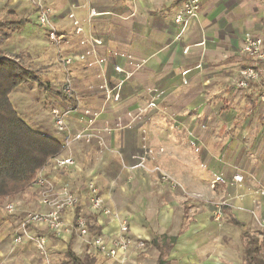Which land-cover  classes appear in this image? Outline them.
I'll use <instances>...</instances> for the list:
<instances>
[{"label": "crops", "instance_id": "0c3cea01", "mask_svg": "<svg viewBox=\"0 0 264 264\" xmlns=\"http://www.w3.org/2000/svg\"><path fill=\"white\" fill-rule=\"evenodd\" d=\"M44 1L65 38L58 48L37 22L32 30L36 14L26 0L0 3L1 21L27 20L0 48L51 89L23 84L10 99L33 130L60 142L86 127L90 116L84 110L101 112L90 142H74L61 153L73 158L74 167H45L56 188L68 185L78 197L79 216L99 229L90 233L114 238L125 223L127 236L145 246L116 258L134 263L139 254L142 264H155L159 245L166 247L169 264H264V232L256 221L264 220V147L258 149L264 121L255 116L264 106L254 88L237 89L233 83L246 64L243 34L259 35L264 42V0H201L199 23L178 41L173 0ZM88 34L101 41L96 52L104 59V77L97 65H88L92 58L70 66L81 111L69 115L67 131L59 133L46 112L64 105L57 96L64 76L58 60L84 51L80 41ZM115 66L131 76L123 79ZM119 81L118 101L105 103L103 84L111 89ZM245 110L247 117L241 115ZM88 181L95 183L110 216L89 208ZM15 200L13 215L49 211L39 203L36 187ZM2 207L1 225L11 216ZM74 216L75 211L64 212L65 228ZM30 231L50 239L49 262L65 255L67 245L74 253L99 255L74 233L56 237L43 228Z\"/></svg>", "mask_w": 264, "mask_h": 264}, {"label": "built area", "instance_id": "2783aa9c", "mask_svg": "<svg viewBox=\"0 0 264 264\" xmlns=\"http://www.w3.org/2000/svg\"><path fill=\"white\" fill-rule=\"evenodd\" d=\"M9 0H0L3 3ZM15 2L16 0H10ZM29 6L34 10L36 14V21L40 28L45 30L47 40L50 44L58 48L64 41V36L59 33L58 29L54 25L51 18V10L45 4L44 0H26ZM177 6L173 22L177 27V34L175 41L180 40L185 32L189 29L192 23H199L201 0H173ZM95 14H90L92 17ZM72 18V15L69 16ZM90 18L88 19V21ZM262 24L264 26V16L262 17ZM73 25L76 27L75 33L77 35L82 33V29L78 26L77 21H73ZM80 45L86 49L79 54H70L60 57L58 60L59 65L63 68L64 76L63 82L60 87V94L63 97L61 102L64 104L62 107H53L48 111V115L54 123L57 132L64 133L67 131L66 118L81 111L77 93L74 87L73 79L69 73V68L76 62H88L89 58H92V62L88 65H97L102 72V65L104 59L99 58L96 52V47L101 45V41L92 35L88 34L86 38L80 41ZM184 53L188 51L185 48ZM241 53L245 58L246 64L237 71L234 79V86L237 89L249 90L254 88L257 93V101L261 106H264V42L263 39L256 34L246 32L243 34V43L241 46ZM115 73L124 74L123 79H128L131 74L125 73L119 67H114ZM122 81H119L113 88L108 89L106 82L103 84L105 89L104 102H116L118 101V94L115 93L120 88ZM115 93V94H114ZM154 104L150 103L149 107H153ZM83 113L86 116H90V119L86 123V127L79 133L65 137L62 141L64 148H69L72 143L84 140V142H90L94 136L93 124L101 112H90L84 110ZM103 146V143H100ZM53 170H62L65 168H72L75 166V161L70 156L57 155L48 162ZM141 166H143L141 164ZM158 169L155 168L154 171ZM162 180H167L168 177L162 175ZM236 181H240L239 176H235ZM33 186L38 189V201L41 205L49 208L46 213H27L21 222L20 231L13 237V244L20 245L23 242H32L37 254L43 259L45 264H49V238L44 234L32 233L30 228H43L48 230L54 236L59 237L62 232H68L70 234H76L80 240L85 243L90 250L104 256L105 258L115 259L119 253L126 254L131 248L135 251L143 250L145 243L143 240H132L127 236V225L123 223L120 226L118 236L114 238L104 237L102 235H92L85 220L80 216H74L73 221L69 228L64 227L63 214L64 212L74 213L76 206L79 203L78 197L69 189L68 185H64L60 188H56L46 177L45 168L40 170L33 182ZM88 191V204L89 208L103 216H110L111 212L106 207L98 188L93 181H88L86 184ZM221 206L220 204L215 211V219L221 218ZM18 210L15 203L7 202L3 205L2 211L6 215H13ZM257 223L261 230L264 232V220H257Z\"/></svg>", "mask_w": 264, "mask_h": 264}, {"label": "trees", "instance_id": "16d2710c", "mask_svg": "<svg viewBox=\"0 0 264 264\" xmlns=\"http://www.w3.org/2000/svg\"><path fill=\"white\" fill-rule=\"evenodd\" d=\"M26 24V19L0 20V43ZM23 84H36L38 89L51 92L37 72L24 67L18 59L7 56L0 48V201L20 196L33 188L37 173L63 151L62 142L33 130L16 111L10 95ZM57 96L63 100L60 93ZM222 210L221 206V214ZM75 216H79L78 205ZM87 228L89 232L98 234V227L87 224ZM156 247L159 256L155 264H169L166 247ZM250 253L247 252L248 255ZM64 256L72 264H98L91 256L78 257L70 245H67Z\"/></svg>", "mask_w": 264, "mask_h": 264}, {"label": "rangeland", "instance_id": "374dc122", "mask_svg": "<svg viewBox=\"0 0 264 264\" xmlns=\"http://www.w3.org/2000/svg\"><path fill=\"white\" fill-rule=\"evenodd\" d=\"M15 2L13 3L9 0L3 3L15 4ZM33 21H34V24L32 25V30L35 32L36 31L35 24L37 22L36 15L34 16ZM20 63L24 67L28 68L26 63H23L21 61ZM100 75L102 76V74ZM248 113H249V110H245V112L241 115L244 117H247ZM255 116L258 117L260 121H264V109L258 110ZM263 147H264V138H263V141L261 142V146L259 148L258 147L256 148L260 150ZM31 190L32 188L28 189L25 193H29V191L31 192ZM16 197L7 199L4 201H0V207H2L7 202L15 203V205L17 206V201L15 200ZM27 213H40V212L38 211L31 212V210H25L24 213L19 212L18 214L9 216L5 224L1 225L0 223V264H42L43 260L40 259L41 257L37 254L32 242L26 241V242H23L21 245H13L10 242L12 235L14 236L20 231L22 219ZM83 253H80L79 251L75 252V254L80 258L84 256ZM136 255H137L135 259L136 263L131 262L132 260L131 261L129 260L130 261L129 262L125 259H119V258H115V259L105 258L104 256H101L100 254L95 255V256L91 255V257H93L98 264H142L141 260L143 256L140 257L139 254H136ZM49 264H72V263L68 262L64 255L63 256L56 255L55 257H53V259L50 260ZM148 264H151V263H148Z\"/></svg>", "mask_w": 264, "mask_h": 264}]
</instances>
